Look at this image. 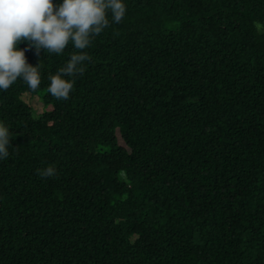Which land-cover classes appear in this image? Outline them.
<instances>
[{"label":"trees","instance_id":"obj_1","mask_svg":"<svg viewBox=\"0 0 264 264\" xmlns=\"http://www.w3.org/2000/svg\"><path fill=\"white\" fill-rule=\"evenodd\" d=\"M123 2L67 101L73 46L17 44L42 82L0 91V264H264V0Z\"/></svg>","mask_w":264,"mask_h":264},{"label":"clouds","instance_id":"obj_2","mask_svg":"<svg viewBox=\"0 0 264 264\" xmlns=\"http://www.w3.org/2000/svg\"><path fill=\"white\" fill-rule=\"evenodd\" d=\"M126 12L123 0H62L55 5L53 0H0V91H7L17 80L36 91L42 82L39 64H27L18 43H27L37 55L42 50L62 55L71 44L76 51L55 74L48 75L47 87L52 97L67 101L75 77L82 76L86 62L92 61L84 50L110 26L109 13L111 22L119 24ZM10 135L8 127L0 122V160L10 154ZM37 174L53 178L57 173L54 166H47L37 169Z\"/></svg>","mask_w":264,"mask_h":264},{"label":"rangeland","instance_id":"obj_3","mask_svg":"<svg viewBox=\"0 0 264 264\" xmlns=\"http://www.w3.org/2000/svg\"><path fill=\"white\" fill-rule=\"evenodd\" d=\"M22 98L26 103H28L32 107V110L36 117L43 113L45 108L43 107V103L40 97H38L37 95L27 94V95L22 96ZM117 137H118V143L121 146L125 147V144L123 140L121 139L119 132L117 133Z\"/></svg>","mask_w":264,"mask_h":264}]
</instances>
